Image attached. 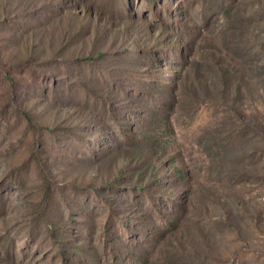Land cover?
Wrapping results in <instances>:
<instances>
[{"label":"rangeland","instance_id":"374dc122","mask_svg":"<svg viewBox=\"0 0 264 264\" xmlns=\"http://www.w3.org/2000/svg\"><path fill=\"white\" fill-rule=\"evenodd\" d=\"M0 264H264V0H0Z\"/></svg>","mask_w":264,"mask_h":264}]
</instances>
